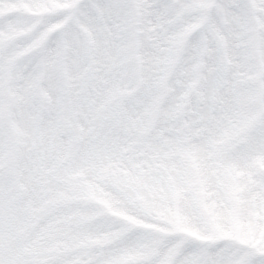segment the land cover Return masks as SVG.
Segmentation results:
<instances>
[{"label":"snow or ice","instance_id":"snow-or-ice-1","mask_svg":"<svg viewBox=\"0 0 264 264\" xmlns=\"http://www.w3.org/2000/svg\"><path fill=\"white\" fill-rule=\"evenodd\" d=\"M0 264H264V0H0Z\"/></svg>","mask_w":264,"mask_h":264}]
</instances>
